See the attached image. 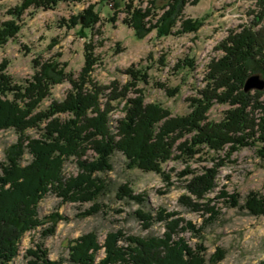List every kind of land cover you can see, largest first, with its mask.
Returning <instances> with one entry per match:
<instances>
[{"label": "trees", "instance_id": "1", "mask_svg": "<svg viewBox=\"0 0 264 264\" xmlns=\"http://www.w3.org/2000/svg\"><path fill=\"white\" fill-rule=\"evenodd\" d=\"M81 1L17 0L7 11L10 18L0 24V45L17 35L27 9L46 11L59 2ZM111 1L114 7L125 8L127 14L123 23L136 37L153 30L157 37L166 36L171 33L178 17L181 22L177 34L195 32L203 22L201 19L182 20L179 7L185 0H150L144 9L133 6L134 0H128L129 4L126 0ZM198 1L193 0V3ZM157 8L167 10L159 15ZM261 10L257 20L264 14V5ZM115 19L113 13L111 21L115 22ZM95 21L97 14L94 6L89 5L81 16H73L67 22L63 20L62 24L69 29L78 25L77 34L86 38ZM219 49L223 55L207 65L205 86L197 91L199 97L187 100L190 111L175 117L159 104H145L140 96L127 98V85L118 93L113 92L114 95L106 100V108L101 109V89L89 78L101 62L93 47H84V64L76 80L72 73L64 71L65 64L56 58L43 62L35 58L33 75L20 84L6 72L5 63L0 64V131L13 130L17 134L15 143L4 150V161L0 164V264L14 262L26 232L38 231L49 222L50 226L41 230V236L53 235L61 216L54 213L40 218L38 215V204L48 193L56 194L63 202L96 201L107 186L94 174L112 170L111 157L115 152L123 155L128 169L159 174L169 182L170 174L163 170V165L169 161L192 159L200 147L218 152L227 146H246L247 140L254 135V127L258 126L252 115L261 107L242 89L248 75L254 71L264 72V30L243 27L238 32H231ZM128 74L134 82L138 81L135 72ZM63 80H67L73 90L63 100L53 102L45 110H38L52 87ZM128 84L132 87L135 83ZM116 100H125L126 108L124 117L116 121L113 131L107 115L113 109L110 102ZM214 102L231 107L219 123L207 120L208 110ZM247 108L252 115L245 112ZM262 109L263 116L259 121L264 133V107ZM58 114H67L69 118L60 120L55 116ZM33 129L40 131L39 137L27 134ZM89 150L94 153V158L83 160ZM25 154L30 160L22 164ZM70 158L76 160L79 172L65 177L63 166ZM217 174L216 167L180 173L187 179L183 185L184 193L178 199L179 205L192 212L208 214L202 227L195 228L189 221L181 226L182 220L175 218L177 212L166 213L159 209L153 217L137 210L135 215L145 229L153 223H161L163 234L141 238L125 236L121 230L109 232L102 244L104 257L98 262L95 261L99 243L93 232L69 241L65 259H49L47 250L37 243L26 249L25 264H216L224 259L225 252L217 250L206 259L201 232L218 214L209 206L207 198L215 188ZM221 197L226 199V193H221ZM115 198L138 204L144 201L142 196L133 194L129 184L119 185ZM223 201L229 208H235L237 194ZM97 206L92 205L87 215L97 212ZM241 208L253 216L264 215V199L250 193ZM187 231L199 239L194 247L178 237L179 232Z\"/></svg>", "mask_w": 264, "mask_h": 264}, {"label": "rangeland", "instance_id": "2", "mask_svg": "<svg viewBox=\"0 0 264 264\" xmlns=\"http://www.w3.org/2000/svg\"><path fill=\"white\" fill-rule=\"evenodd\" d=\"M149 1L141 0L139 3L134 0L133 6L144 9L149 6ZM16 3L17 0H0V24L10 18L7 11ZM126 3L129 4L128 0ZM89 5L94 6L97 21L92 24L87 37L82 38L77 34L78 25L69 29L62 22L69 21L73 16H81ZM263 5L264 0H199L197 3L185 0L179 7L182 20L201 19V26L195 32L177 34L181 22L178 17L171 33L161 37H157L154 30L136 37L133 30L123 23L127 14L125 8L114 7L111 0L59 2L56 7L46 11L29 8L23 13L17 35L0 45V64L5 63L6 72L14 82L20 84L33 75L32 62L35 58L42 62L56 58L59 63L65 64L64 71L72 73L76 80L84 64V47H93L95 56L101 62L95 66L89 78L92 84L101 89V109L106 108L109 96L127 85V98L140 96L145 104L155 103L167 109L171 117L181 116L190 111L187 100L199 97L197 91L205 86L207 65L223 55L219 45L229 34L243 27L264 30V14L257 20ZM156 10L160 15L167 8ZM113 13L116 14L115 22L111 21ZM131 72L137 74V82L130 78L128 73ZM257 73L264 79V72L254 71L251 74ZM130 82L135 84L131 87ZM71 90L72 85L67 80L55 84L39 104L38 110H45L53 102L63 100ZM244 93H248L261 107L254 110L253 115L249 108L245 111L255 118L258 125L254 127V135L247 140L246 146H227L218 152L200 147L199 153L192 159L169 161L163 165L164 172L170 174L169 182L159 174L128 169L123 155L115 152L111 157L112 170L94 174L103 179L107 186L96 201L63 202L56 194L48 193L39 202L40 218L57 213L62 219L57 221L53 235L41 236V230L49 227V222L38 231L26 232L18 246V257L14 259V264H25L26 249L37 243L47 250L49 259H65L67 243L90 232L97 235L99 243L95 262L104 257L102 244L109 232L121 230L125 236L141 238L161 236L164 232L162 224L153 223L145 229L135 215L137 210L150 213L153 217L159 209L166 213L177 212L175 218L182 220L181 226L189 221L195 228L202 227L208 214L192 212L179 205L178 199L184 193L183 185L187 179L186 176L181 177L180 173L185 170L201 172L204 168L213 167H216L218 174L215 188L207 198L210 200L209 206L214 207L218 214L201 232L206 259L217 250H222L225 257L216 264H264V215L253 216L241 208L250 193L264 199V140L261 139L264 133L259 121L263 116L264 89ZM110 103L113 109L107 116L111 129L115 131L116 121L124 117L125 100ZM230 108L228 104L214 102L208 110L207 120L222 122ZM55 116L60 120L69 118L67 114ZM27 134L36 138L40 131L33 129ZM16 139L17 134L13 130L0 131V164L4 161V150ZM92 158L94 153L91 150L82 157L83 160ZM29 160L30 156L25 154L22 164ZM78 172L75 159L70 158L64 163L65 177ZM121 184H129L133 194L142 196L144 201L138 204L116 199L115 191ZM223 192L226 199L221 197ZM235 194L238 205L229 208L223 200ZM92 205H98V210L87 215ZM178 237L192 247L199 240L190 231L179 232Z\"/></svg>", "mask_w": 264, "mask_h": 264}, {"label": "water", "instance_id": "3", "mask_svg": "<svg viewBox=\"0 0 264 264\" xmlns=\"http://www.w3.org/2000/svg\"><path fill=\"white\" fill-rule=\"evenodd\" d=\"M252 89H256V90L264 89V79L258 73L249 75L244 81L243 91L248 92Z\"/></svg>", "mask_w": 264, "mask_h": 264}, {"label": "bare ground", "instance_id": "4", "mask_svg": "<svg viewBox=\"0 0 264 264\" xmlns=\"http://www.w3.org/2000/svg\"><path fill=\"white\" fill-rule=\"evenodd\" d=\"M12 264H14V262Z\"/></svg>", "mask_w": 264, "mask_h": 264}]
</instances>
